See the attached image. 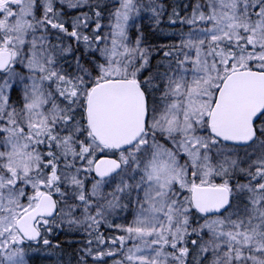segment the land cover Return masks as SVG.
<instances>
[{
	"label": "snow or ice",
	"instance_id": "obj_1",
	"mask_svg": "<svg viewBox=\"0 0 264 264\" xmlns=\"http://www.w3.org/2000/svg\"><path fill=\"white\" fill-rule=\"evenodd\" d=\"M0 264H264V0H0Z\"/></svg>",
	"mask_w": 264,
	"mask_h": 264
},
{
	"label": "trees",
	"instance_id": "obj_2",
	"mask_svg": "<svg viewBox=\"0 0 264 264\" xmlns=\"http://www.w3.org/2000/svg\"><path fill=\"white\" fill-rule=\"evenodd\" d=\"M70 251V250H69Z\"/></svg>",
	"mask_w": 264,
	"mask_h": 264
}]
</instances>
